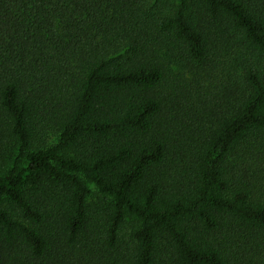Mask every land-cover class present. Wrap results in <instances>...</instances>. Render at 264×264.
I'll return each instance as SVG.
<instances>
[{
  "label": "trees",
  "instance_id": "trees-1",
  "mask_svg": "<svg viewBox=\"0 0 264 264\" xmlns=\"http://www.w3.org/2000/svg\"><path fill=\"white\" fill-rule=\"evenodd\" d=\"M0 264H264V0H0Z\"/></svg>",
  "mask_w": 264,
  "mask_h": 264
}]
</instances>
